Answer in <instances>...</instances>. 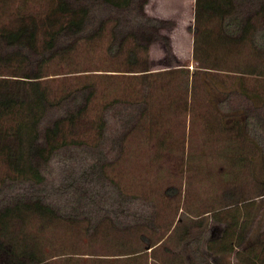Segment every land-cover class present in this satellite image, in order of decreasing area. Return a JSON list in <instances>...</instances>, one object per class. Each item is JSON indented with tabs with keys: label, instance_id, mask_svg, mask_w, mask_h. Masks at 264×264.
<instances>
[{
	"label": "rangeland",
	"instance_id": "1",
	"mask_svg": "<svg viewBox=\"0 0 264 264\" xmlns=\"http://www.w3.org/2000/svg\"><path fill=\"white\" fill-rule=\"evenodd\" d=\"M69 1L91 6L89 35L98 30L101 20L105 27L94 38L75 40L61 33L54 47L58 51L43 68L54 102L46 120L81 109L73 123H63L61 139L68 143L57 151L46 179L39 184L19 180L21 175L0 154V205H14L39 192L61 214L60 218H40L23 210L26 224L17 217L12 230L22 232L20 240H27L30 248L37 246L38 255H52L45 260L49 264H244L234 252L218 255L205 246L198 251L188 241L200 232L206 214L223 203L221 196L227 189L257 199L264 210V194L260 195L264 188V50L256 51L248 41L224 42L216 17L205 20L203 32L196 34L197 7L221 13L232 10V5L214 0H147L145 12L166 24L159 29L162 37L151 42L148 57L141 51L139 65L149 67V81H154L145 96L142 76L126 70L133 65L128 61L132 36L122 52L110 55L107 51L112 42L135 30L129 22L132 15L100 0ZM56 3L0 0V27H17L32 17H58L59 21L42 25L38 33V48H46L48 30H58L67 20L61 13L53 14ZM196 43L202 48L199 61ZM0 48L13 49L1 39ZM31 56L0 62V76L16 77L24 67L36 69L41 55ZM201 60L213 64L218 83L228 88L244 79L247 95L232 94L226 106L259 114L262 124L256 138L225 133L207 120V110L214 111L209 98L216 101L218 96L203 88L200 101L192 97L193 73ZM184 66L190 72L189 89L184 85ZM91 89L94 93L86 100ZM123 108L125 119L145 108L141 125L119 120L114 114ZM109 113L115 118L102 133L101 122ZM97 160V168L92 169ZM142 222L151 229L161 226L158 238L164 237L157 245L146 244L143 234L150 236L148 227L135 230ZM209 222L212 235H219L223 224ZM188 228L190 239L184 235ZM263 228L264 217L255 224L252 239ZM7 249L0 247V264L8 263ZM117 257L120 261L114 260ZM22 259L31 264L30 256Z\"/></svg>",
	"mask_w": 264,
	"mask_h": 264
},
{
	"label": "trees",
	"instance_id": "2",
	"mask_svg": "<svg viewBox=\"0 0 264 264\" xmlns=\"http://www.w3.org/2000/svg\"><path fill=\"white\" fill-rule=\"evenodd\" d=\"M100 1L132 15L129 22L135 30H131L119 42H112L107 51L110 55H117L122 52L129 42L130 35L132 36L134 42L128 49V61L133 65L126 70L132 73L136 72V74L142 76L143 94L147 96L154 81L153 79L151 82L149 81V73H151L149 67L139 65L141 51L148 57L150 44L154 39L162 37L159 29L166 24V21L145 12L147 0ZM214 1L232 5L234 8L220 13L197 7L196 34L198 36L200 35L199 32L202 33L204 30L202 26L204 21L216 17L215 19L219 20L220 23V38L224 42L244 43L248 41L256 51L264 50V0ZM56 2L53 14L61 13L67 16V20L60 25L58 30H48L49 39L44 45L46 48H38V33L42 25L59 21L58 17L54 19L46 17L42 20L32 17L30 22H23L17 27H0V39L10 48H13L5 52L0 48V62L11 63L16 59L24 61L30 59L31 54L41 55V64L36 69L28 70L24 67L20 69L23 72L15 74L16 77L0 76V154L6 157L11 169L21 175L19 180L30 179L37 184L46 179V170L49 169L55 154L68 143L64 137L61 139L64 121L70 120L73 123L77 115L81 113V109H79L53 120H46L47 113L54 102L49 86L45 84L44 77L46 74L43 72V68L58 51L54 50V47L59 37L62 36L61 33L73 35L75 40L78 37H88L86 26L92 11L89 5L75 6L69 0H56ZM256 5L257 7H255ZM104 27V20H101L98 30L92 32L89 36L96 37V34H99ZM74 45L73 42L67 44V47L71 48ZM195 48V57L199 61L200 44L196 43ZM198 65L192 78L193 99L200 101L199 96H201L203 88L207 91L210 90L208 93L213 92L212 96L215 94L218 96L216 101L214 97L209 98V101H211L209 106L213 107L215 112L211 109H209L210 112L207 110V120H210V123H213L225 133L239 137L256 138L258 128L262 124L259 114L253 112L250 108L237 109L226 106L232 94L247 95L248 87L244 79L239 78V82L235 86H229L228 88L226 83H218L213 64H205L201 60ZM186 68L185 66L181 67L186 71L184 85L189 89L191 78L190 72ZM93 93V89L89 90L85 97L86 100H89ZM145 114V108L136 109L129 118L125 119V109L123 108L114 115L118 116L119 120H124L127 125H131V123L141 125L140 123ZM114 115L109 113L108 116L104 117L101 122L102 133L112 123L113 118H115ZM8 118H12L14 122L10 123ZM190 121L194 126V123H196L195 115L192 116ZM98 162L97 160L92 163V169L97 168ZM263 194L264 188L260 191V195ZM221 198L223 203L206 214L205 224L202 225L198 234L192 237L189 228L185 231L186 238L192 237L189 238L188 244L195 245L198 251L205 246L218 255L234 252L238 260L244 264H264V228L257 239H252L255 224L263 220V206H259L257 199H251L252 197L233 191V189L225 190ZM24 206L25 209L22 208ZM58 209L49 201L46 195L39 192L32 193L29 200H22L21 198V201L18 200L14 205H0V247H8L7 264H26L22 259L23 256H30L32 259L31 264H49L45 260L52 255H38L37 250H35L37 246L30 248L27 240H20L19 236L22 232L17 229L12 230V227L17 217H22V220L24 219L23 225L26 224L23 210L40 218L48 215H50V218H60L61 213L59 214ZM209 220L223 224V229L219 235H212ZM143 226L148 227L151 233L150 236L143 234V238L148 241L146 244H150L151 247L157 245L164 237L158 238L157 232L159 229L161 231V226L158 224H155V228L151 229L148 224L142 222L135 226V230H142L140 228H143ZM124 253L119 252V254ZM112 254H118V252ZM141 255H135L131 259L136 260ZM118 258L114 260L120 261ZM200 260H202V263L205 261L204 258Z\"/></svg>",
	"mask_w": 264,
	"mask_h": 264
}]
</instances>
